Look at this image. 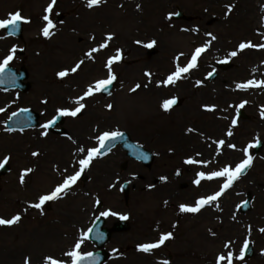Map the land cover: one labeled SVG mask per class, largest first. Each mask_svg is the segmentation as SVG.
Here are the masks:
<instances>
[{"label": "rangeland", "instance_id": "rangeland-1", "mask_svg": "<svg viewBox=\"0 0 264 264\" xmlns=\"http://www.w3.org/2000/svg\"><path fill=\"white\" fill-rule=\"evenodd\" d=\"M10 1L17 6L14 13L20 12L30 23L21 24L19 37H8L0 29V61L15 47L14 59L8 67L17 71L25 68L31 88L25 94L0 90L7 96L11 95L5 99V103L9 101L10 104L6 111L1 112L5 106L0 103V163L8 158L5 165L9 168V172L0 177V218L21 216V220L11 227L0 226V264H25L26 260L29 264H45V257L71 264L70 258L64 254L74 249L84 237L83 231L104 212L113 213L108 216L107 225L113 218L120 219L121 216H127L130 225L125 234L112 236L105 247L108 257L104 264H163L164 261L169 264H217V257L227 256L229 252L233 254L232 264H264V233L260 231L264 228V119L261 118L264 87L247 90L236 87L249 80L264 81V48L238 51L241 43L264 44V25L261 23L264 14L253 12L255 6L251 8V0L247 3L228 0L241 5L226 14V29L209 19L211 6L204 12L196 10L199 0H142L147 3L146 9L135 18L127 15L132 10L125 3L117 12L107 16L109 21H106L105 28L102 17L105 10L93 7L91 9L96 11L99 20L91 22L97 23V29L104 34L89 41H99L107 47L99 54L94 53L91 62L87 60L93 70L90 77L84 78L82 72H76V78L58 76V72L70 71L80 58L76 56L78 54L70 55L68 47L86 42L85 36L80 39L76 36L81 31L88 32L79 24L85 13H79L80 6L68 5L69 0H56L52 11L46 13L51 0H40L39 8L31 5L34 0ZM82 1L87 4V0ZM149 4L158 16L146 19ZM14 13H3L0 20ZM176 13L180 18H176ZM235 13L241 18L238 24L234 21ZM46 14L55 25L50 38L42 35ZM60 15L63 16L61 21L55 22ZM172 33L184 36L181 38L184 41L171 43L166 35ZM108 35L113 37L111 41L106 40ZM212 36L216 39L212 40ZM153 41V47L144 46ZM206 43L209 44L207 50L211 45L215 46L216 51H213H218V54L216 57L205 54L210 62L202 68L199 64L194 68L192 83L195 85L196 82L195 87L191 82L185 87H182L183 82H176L167 87L159 83V87L151 89L154 82L146 80V75L139 78L129 73L134 66H141L144 73L158 72L162 63L157 59L161 56L165 59L170 56L171 60L183 59ZM88 45L80 47L81 57H85ZM117 50L122 60L112 65L117 79L111 95L104 98L96 92L81 101L85 108L76 117H64L63 126L58 128L65 129L67 137L51 133L42 135L44 122L56 115L58 109L74 110L78 106L74 101L84 95L83 85L80 90H69L67 94L58 92L72 84L70 80L76 81L77 76H82L83 84L87 83L84 89L107 79V61L115 57ZM232 51H238V55L230 57ZM163 52L167 54L162 55ZM153 60L155 62L152 63ZM225 60L228 62L221 63ZM164 64L165 67L171 66L174 73L176 67L173 62ZM222 64L229 66L220 69ZM213 73L215 78H211ZM137 84L140 87L132 91ZM173 98L178 101L177 105L164 111L163 102ZM217 98L219 103H216ZM241 103H244L243 108H239ZM206 107L214 108V111H206ZM23 109L38 114V125L22 131H9L5 125L10 115ZM240 111L244 118H240ZM234 119L235 126L232 124ZM207 127H219L226 137V149L218 154L214 155L212 148L208 147L213 135ZM34 129L40 133L34 137L37 156L30 153L6 154L5 140L9 134H22ZM80 129V148L95 147L97 137L104 132H120L142 146L150 161L130 160L120 146H116L113 152L95 158L88 168L86 180L78 181L62 198L46 202L41 209L29 207L79 169L78 160L87 154L86 151L77 152L79 148L74 146L73 136ZM229 130L231 136L227 135ZM203 139L206 143L202 145L200 140ZM258 143L261 146L257 153H254L256 147L249 149L251 166L211 206L193 215V219L190 213H181V217H177L178 203L194 206L197 199L219 191L223 183L222 179L205 180L197 187L191 182L196 179L197 172L218 171L224 166L234 169L245 159L243 149ZM229 144L235 148H229ZM23 146L34 148L33 142H26ZM189 158L203 162L207 167L185 164ZM28 169L32 171L25 175L21 184V174ZM100 174L102 177L97 181ZM124 182L133 185L126 199L122 198L124 195L120 188ZM171 189L174 191L169 192ZM2 195L6 199H2ZM244 201L249 202L245 213L240 211ZM95 202L101 204L100 213L94 211ZM162 220L165 223L161 224L163 229H159L160 232L167 230L164 227L166 222L176 223L175 229L171 230L172 238L150 254L138 251L139 245L154 240L157 230L154 223L158 221L159 225ZM157 238L159 241L160 237ZM245 240L249 242L252 255L238 260L236 257ZM91 250V244L83 239L80 254ZM222 264H227V261Z\"/></svg>", "mask_w": 264, "mask_h": 264}, {"label": "snow or ice", "instance_id": "snow-or-ice-1", "mask_svg": "<svg viewBox=\"0 0 264 264\" xmlns=\"http://www.w3.org/2000/svg\"><path fill=\"white\" fill-rule=\"evenodd\" d=\"M101 2H102V0H87L86 6L89 9H91L94 6H99V4ZM55 3H56V0H51V3L45 9V12L46 13L51 12ZM137 7H139V6H137ZM226 7L228 10V13H230L232 11V7L231 6H226ZM171 15L172 14H170L169 19H171ZM175 15H178V13H176ZM43 20L46 22V24L42 28V35L45 38H50V36L52 35L51 29L54 28L55 25L49 19V16L47 14L44 15ZM27 23H30V21L28 19L24 18L20 12H16L14 14H10L9 18L0 20V29H9L10 28L12 30V32H15L17 27L20 24H27ZM262 23H264V19H262ZM12 32H10L9 35H11ZM209 35H211V34H209ZM112 39H113V37L111 35H108L106 37L107 41H111ZM215 39H216V37L212 36V40H215ZM137 43H139V42H137ZM154 44H155V42L153 41V42L148 43L144 46L151 48L154 46ZM208 46H209V44L206 43L203 47L196 48L194 54L191 57L190 62L187 64V66L182 67L180 65H177L175 72L170 74L167 77V79L163 82V86L167 87L169 85H175V83L183 77V74H186L191 69L196 68L198 57H200V55L206 51ZM105 47H107V44H101L99 46V48H92L91 51L85 53V55L89 59H92L93 53L98 52ZM254 47L264 48V44L257 46V45H253L251 42L241 43L239 45L238 51H243L245 49L254 48ZM238 51L230 52L229 56L230 57H236L238 55ZM15 52H16V48L15 47L11 48L9 50V54L3 59V61H0V74H3L6 72L9 63L14 59ZM120 59H121V53L119 50H117L115 57L109 58L107 61V65H106L107 69H108L107 79L99 80L94 85H90L87 88V90L85 91L84 95L78 97L74 101V103L76 105H78L74 110L58 109L57 115L59 117H66V116L76 117L85 108V104L81 103V101L85 100L87 97L92 96L96 92H101V91L106 90L107 87L109 85H111L113 83V81H115L117 79V77L113 74L112 65H113V63L118 62ZM227 62L228 61H226V60L221 61V63H227ZM83 63H84V61L80 60L74 67H72L70 69V71L69 70L61 71L58 73V76L60 78H64V77L69 76L70 74L76 73L80 69V67ZM253 71H255V70H253ZM9 75H11V74H9ZM145 75L148 76L150 74L145 73ZM209 75H211V74H209ZM198 85H199V82H198ZM146 86L147 85H145V87ZM157 86L159 87L160 85L158 84ZM139 87H140V85L137 84L136 87L134 89H132V91H135ZM236 87L238 90H247L251 87H264V81L257 82L254 80H249L246 83L238 84ZM176 102L177 101L175 98L165 100L162 104L163 110L168 111L172 105L176 104ZM243 107H244V103H241L239 105V108H243ZM109 108H111V105H109ZM205 110L206 111H214V108L206 107ZM13 115H15V113H13ZM261 118L264 119V110L261 111ZM55 122H56V120H55V118H53V120L49 121L48 123L41 125V127L44 129H47V128L51 127L53 124H55ZM232 124H233V126L236 125L235 119L232 121ZM189 131L191 132L192 129H189ZM42 135H46V133H43ZM122 135L123 134L120 132H104L103 134H101L97 137L99 147H93V148H89L87 150L83 147L79 148L78 151L80 153H85V151L87 153L84 156V158L78 160L79 170H77L75 172V174L66 176L63 179V182L61 184H58L53 191H51L48 194L41 195L39 197V202L35 203V204H31V205H29V207L35 208V209H41L42 206L46 202L54 201V200H58V199L62 198V194H65L68 190H70L76 184V182L80 178L83 171L91 165L92 161L97 157V155L100 153L101 149L105 148L106 142L107 141H114V140L122 137ZM227 135L228 136L232 135L231 130L228 131ZM224 144H225L224 140L218 141L217 142V149H219L220 146H223ZM256 146H257L256 144H249L246 148L243 149L245 159L241 163L237 164L234 169L231 168L230 166H224L223 168H221L218 171H211L208 173H205L203 171L197 172L196 179H194V181H193L194 185H196L197 187H199L201 185V182L205 181V180L212 181L214 179H222L223 183L220 185L219 191L215 192L214 194L207 195V196H204V197L197 199L194 206H188V205L182 204L180 206V209H179L180 212L181 213H193V214L199 213L204 207L210 206L212 204V202L216 201L224 193V191L227 190L228 188H230L232 186V184L240 177V175H242L244 173V170L251 166L252 157L249 154V149L256 147ZM228 147L234 149L235 145L229 144ZM37 155H38V153H35V152L33 153V156H37ZM7 162H8V158H5V160L2 163H0V168H3ZM184 163L187 165L202 164V166L207 167V165L203 164V162H199V161H196V160L191 159V158L185 160ZM31 171H32V169H28L24 173L21 174V177H20L21 184L24 183L25 175H27ZM177 175H179V172L177 173ZM102 215L109 216V215H113V213L104 212V213H102ZM120 219L126 220V219H128V217L127 216H121ZM20 220H21L20 215H16V216L12 217L11 219L0 218V226L11 227L12 225L18 223ZM89 231H91V229ZM260 231L262 233H264V228H261ZM171 238H172L171 233L163 234L160 236L158 242L144 243L142 245H139L137 250L144 252L146 254H150V253H152V251L154 249L161 247L165 243V241H167ZM83 239H87V236L82 237L81 241H78L75 244V247L72 251L66 252L64 254L65 256L70 258L71 264H81V262L87 258V257L81 255L79 252V249L81 247V242ZM248 245H249V242L247 240H245L243 247L240 250V254H239V256L236 257V259H238V260L244 259L245 252L248 248ZM225 247H227V245H225ZM262 254H264V253H262ZM87 255H88V257H90L92 254L89 253ZM224 261H227V264H232L233 254L231 252H229L227 254V256L220 255L217 257V264H222V262H224ZM25 264H29L28 260L25 261ZM45 264H65V262L61 261V260L54 259L52 257H45ZM163 264H167V261H164Z\"/></svg>", "mask_w": 264, "mask_h": 264}, {"label": "bare ground", "instance_id": "bare-ground-1", "mask_svg": "<svg viewBox=\"0 0 264 264\" xmlns=\"http://www.w3.org/2000/svg\"><path fill=\"white\" fill-rule=\"evenodd\" d=\"M199 1L200 2H198L196 10L200 11V12H204L207 9L208 6H211V15H210L209 19L213 20L216 24L224 25L225 29H226V14H228V10H226V5L227 6H231L235 10H237V7L239 5H241V3L237 2V1L236 2L235 1L230 2L228 0H199ZM244 1L247 3L248 0H244ZM125 3H128V6L132 10V13L129 12L127 15L129 17L132 16L134 18L138 17V14H140L143 10L146 9L145 6L147 4L146 1H142V0H102V2L99 4V6H94V8L99 9V8L103 7V9L105 10V11L102 12L103 27L104 28H105L106 21H109V18L107 16L109 14H111V13L117 12V10L119 8H121L122 6H124ZM242 3H243V1H242ZM249 3L251 4V8H254L255 0H251V1H249ZM40 4H41L40 0H34L31 3V5H33L34 7H38V8L40 7ZM67 4L68 5L80 6V9L78 10L79 13L82 12V11L85 12V13L82 14V17H81V20H80L79 24L82 27H86V29L84 31L88 30V32L81 31V32L77 33L76 36L79 39H80V37L83 38V36H85L86 42L85 43H83V42L80 43L79 42V44L77 46L73 45V47L69 46L68 48H69V54L70 55L78 54L76 56L80 57V58H77V63L80 60H83L84 63H85L84 65H81V67H80V69L82 68V70L79 69L77 72H82L83 73V78L84 77H90L89 75H90V73L92 72L93 69H92V64L91 63H87V60L89 62H91V60H93V59H89L86 55H85V57H81L79 49H80V47L88 45V44L89 45L86 47L85 53L90 52L92 48H99V46L101 45L100 43H98L99 41L97 43H94V42L91 43L89 40L92 39V37L98 39L104 33L97 29V23L94 24V23L91 22L92 20H99V19L96 18V11L93 10V9H89L86 6L87 4H84V1H82V0H75V1L74 0H69L67 2ZM76 4H78V5H76ZM31 5H29V6H31ZM137 6H139V7H137ZM148 6H149V9H148V13L146 14L145 18L148 19V18H152V16H154V17L158 16V15L155 14L157 12H155L156 10L153 9L152 4H149ZM151 6H152V9H151ZM16 7L17 6L14 4V2L12 3L10 0H0V16L3 13L4 14H6V13H14L17 10ZM26 9H28V8H26ZM158 11H159V8H158ZM232 11H234V10H232ZM158 14L162 15V13H158ZM235 16H236V18L234 19V21H235V23L238 24L239 21L241 20V18L239 16H237L236 13H235ZM153 19H155V18H153ZM44 26L45 25H42V28ZM35 27H38V26H35ZM203 31H201V32L199 31V32L202 33ZM89 32H96L97 34L94 35V34H91ZM166 36L169 38L168 41H170L171 43H174L175 41L178 43L181 40V38L184 37V36L179 35L177 33L168 34ZM74 37H75V33L72 35V39H74ZM181 41H184V40H181ZM202 41H206V39H202ZM203 46L204 45H199L198 48L199 47H203ZM215 49H216V47L212 46V45L210 46L209 50L206 49V51L203 52L200 55V57H198L197 66L199 64L201 66V68H202V67L206 66L210 62L209 56H206L208 54L209 55L211 54V57L212 56L216 57L217 54H218V51L214 52L213 50H215ZM99 52H101V50L98 51V52H95V53L99 54ZM139 52H141V51H139ZM194 52L195 51H191L183 59H178L179 57H177V58H174L173 60H171L170 56H169V58H166V59H165V57L163 58L162 56L160 58H158L157 60L162 63L161 69L158 72L156 70H154L152 73H150L149 77L146 76V80L150 79L151 81L154 82V85L151 86V89L158 87L157 84L163 83L167 79V77L170 74H172L173 68H171V66L165 67L164 62H166L167 64L169 63L170 65L173 62V66L174 67H177V65H180L182 67L183 66H187V64L190 62L191 57L194 54ZM166 54L164 52L162 53V55H166ZM93 55H95V54L93 53L92 56ZM154 60L152 61V63L156 61V60L155 61ZM94 63H96V62H94ZM47 64L50 65L49 62H47ZM138 65H140V64H138ZM71 68H72V66H71ZM193 70L194 69H191L188 73L183 74V77L180 80L177 81V82H183L182 83V87H185L188 82H191V84H192L191 86L195 87L196 82H195V85H193V83H192V76H193L192 75V71ZM129 73L133 77H135V76L138 77L139 76V78H141V77L143 78V76H145V73L143 72V68H141V66H134V68H132L129 71ZM76 74L77 73H75L74 76H72L70 74L71 76L69 75L68 78H71V77L76 78ZM155 78L157 80H160V82L156 81ZM81 79H82V76H79V77L77 76V80L76 81H73V79L70 80V82H72V84L67 85V87H65L66 89L60 90L58 92V94H62V93L63 94H67L69 90H76V89L80 90L82 85H83V90H84V87L86 86L87 83L83 84V82H81L82 81ZM143 90H145V88H143ZM6 96L7 95L4 92H0V103L4 104V106H5V110H3L4 109L3 108V109H1V112L6 111V109L10 106V104H8L9 101H7L5 103V99H7V97H10L11 95L7 96V97ZM216 103H219V99L218 98L216 99ZM0 108H2V107H0ZM207 128H208V131L211 132V135H213V137L209 141L208 147H209V149L212 148V151H213L214 155L220 153L221 151H223V149H226V140H225L226 137L224 136V134H222L219 131L220 128L219 127H217V128L207 127ZM38 131L39 130L34 129V130H29L28 132H25V133H22V134H9V136L5 140L6 154L7 155H13L15 153H30V154H33L34 152L37 153V150L35 148L36 145L34 143V140H35L34 137L36 135H38V136L40 135V133H38ZM43 133H46V132H43ZM81 133H82V129H80L77 132L76 136L73 137L74 146L76 148L77 147L80 148V146L78 144H80L82 142ZM220 140H224L225 144L223 146H220L219 149H217V142L220 141ZM200 141H201L200 143L202 145L206 143V141L204 139L200 140ZM26 142H33V147L34 148L24 147L23 144L26 143ZM77 152H78V150H77ZM66 159H67V157H66ZM62 160L64 161L63 158H62ZM84 176L86 177L87 174L85 173ZM101 177H102V174L98 175L97 178H96L97 181H99L101 179ZM132 188H133V185H129L128 186V189H132ZM0 192H2V191H0ZM0 199H1V195H0ZM2 199H6V197L4 195H2Z\"/></svg>", "mask_w": 264, "mask_h": 264}, {"label": "water", "instance_id": "water-1", "mask_svg": "<svg viewBox=\"0 0 264 264\" xmlns=\"http://www.w3.org/2000/svg\"><path fill=\"white\" fill-rule=\"evenodd\" d=\"M176 18H180V15H178ZM8 30V34L10 32H12V30L9 28ZM20 33V25L17 27L15 32H12L11 35H19ZM229 65H225L224 67H222L223 69L227 68ZM11 74V75H9ZM215 74H213L211 76V78H215ZM27 75L25 74V72L22 73L21 76H17L16 75V71L8 68L6 70L5 73L0 74V88H6V89H10V88H20L22 89L24 92L28 90V86H21L20 85V81L22 80H26ZM112 86H109L105 91H104V95H108L109 91L111 90ZM177 105V103H176ZM240 118H244V115L242 113H240ZM34 120V115L30 112H20L17 115H14L11 119V121L8 123V127L10 129H24V128H28L32 125ZM111 141H108V144H110ZM116 143V142H115ZM112 143L110 146H113ZM260 144L257 145L254 153H257L259 151L260 148ZM130 152H131V156H133L136 159L139 160H145V154H143L141 152V150L139 148H136L133 145H126L125 146ZM7 171L6 168H3L0 174H4ZM246 172V169L244 170V173ZM243 173V174H244ZM242 174V175H243ZM249 209V202H246L245 204L242 205L241 207V211L245 212L246 210ZM103 226V222L102 220H98L93 228L92 231L90 233V239L95 242L97 244V248L100 249L102 248V246L104 245V243L106 242V240L108 239V232L106 230H104L102 228ZM126 230V228H123L121 226L118 227L117 231H124ZM252 252H251V248L248 247L246 252H245V257L249 258L251 256ZM85 257H87L86 259H84L81 264H101L104 259L105 256L103 255V253L101 252H96V253H92V255L90 257H88V255H86Z\"/></svg>", "mask_w": 264, "mask_h": 264}, {"label": "flooded vegetation", "instance_id": "flooded-vegetation-1", "mask_svg": "<svg viewBox=\"0 0 264 264\" xmlns=\"http://www.w3.org/2000/svg\"><path fill=\"white\" fill-rule=\"evenodd\" d=\"M254 5H255V9L253 10V12H255V11L258 12L259 11L260 13L264 14V0H255ZM261 23H262V21H261ZM262 24L264 25V23H262ZM262 38L264 39V35H262ZM191 182H193V181H191ZM180 187H183V185L181 184ZM172 191H174V190H172V189L169 190V192H172ZM174 193L177 195L176 192H174ZM173 195H169V196L172 197ZM178 205L181 206L180 203H178ZM180 206H179V209H180ZM178 213H179V215H178ZM178 213H177V215H178L177 217H181L180 210H178ZM192 219H193V216H192ZM163 222L164 221L162 220L161 223H159V225H158V221L154 223V224L157 225V227H156L157 230L154 232V234H156L155 235L156 237L154 236V238H153L154 240H156V239L158 240L157 237H160L163 234H168V233H171L172 234L171 230L175 229V227L177 226L176 223H174L173 221H171V223H167L166 222V225L164 227L167 228V230L166 231H163V232H160L159 229H161V230L163 229V228H161V224ZM172 236H173V234H172ZM162 246H165V243Z\"/></svg>", "mask_w": 264, "mask_h": 264}]
</instances>
